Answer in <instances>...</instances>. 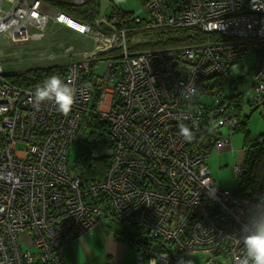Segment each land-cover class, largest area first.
Wrapping results in <instances>:
<instances>
[{
    "label": "built area",
    "instance_id": "2783aa9c",
    "mask_svg": "<svg viewBox=\"0 0 264 264\" xmlns=\"http://www.w3.org/2000/svg\"><path fill=\"white\" fill-rule=\"evenodd\" d=\"M70 1L81 6L87 0ZM144 11V18L129 19L141 30L187 28L204 38L131 55L132 29L123 19L104 17L93 28L43 0H0V44L41 41L49 24L92 44L77 53L79 59L70 58L61 77L75 89L68 114L51 100L37 107L35 90L9 82L0 58V264H67V246L97 223L124 220H135L167 247L140 240L131 264H149L151 258L171 264L172 256L177 264L188 254H207L205 264H220L219 257L237 264L245 226L264 221V158L253 165L248 191L219 188L207 160L212 150L230 144L220 129L233 132L238 118L226 95L211 106L199 99L219 92L227 65L255 52L252 83L242 100L264 110V0H149ZM193 80L197 95L185 99L181 92ZM89 112L109 125V164L102 179L84 185L70 172L68 152ZM207 119L215 122L211 151H193L179 126L196 135ZM233 171L239 180L244 169L234 165Z\"/></svg>",
    "mask_w": 264,
    "mask_h": 264
},
{
    "label": "rangeland",
    "instance_id": "374dc122",
    "mask_svg": "<svg viewBox=\"0 0 264 264\" xmlns=\"http://www.w3.org/2000/svg\"><path fill=\"white\" fill-rule=\"evenodd\" d=\"M145 1L146 0H99L100 14L96 22L104 18L108 13L110 3L119 6L123 11L132 12L138 14L140 18H144ZM54 29L56 28H47L46 36L41 41H17L11 44L6 41L2 42L0 44V58L6 76H13L11 73L18 74L38 69L46 70L45 68H49L48 65H57L56 67L61 66L66 69L70 58L79 59L80 57V55L77 56L73 54L89 51L91 49L92 44L88 39L84 38L83 40H80L74 37L65 38L60 34L55 35V31H53ZM169 30L177 31L179 29L168 28L146 31L152 33L154 31L162 32ZM143 31L145 30L140 32ZM150 33L148 36L139 33L132 35L130 39L127 38V44L131 55L153 50L141 48L146 43H154L155 40L152 38L154 35ZM161 41H165L164 38H162ZM38 50H41L42 52L35 53V51ZM64 51H68V53H62ZM254 63L255 55L254 53H250L231 67L234 77L242 79L237 85L236 92H239L242 95L245 94L244 96H247L251 86V76L253 74L252 68ZM102 66L103 64L100 62L99 72ZM10 70L12 71L10 72ZM227 80L220 86L218 93L215 88L211 93L200 95L199 99L201 104L211 106L214 104L218 95L219 99H222L224 95H228L229 83ZM246 101L247 98L245 97L243 99L245 108L242 115H249L246 120L245 130L249 131V136L253 139L257 137V135L264 133V112L260 111L259 108H256L255 106L247 104ZM238 113L240 114V111H238ZM221 131L223 137L228 134L225 128H222ZM244 135L245 131H236L232 135L229 145H225L218 150H212L210 153V157L207 160V166L211 178L219 188L231 190L234 185L238 184L237 177L234 175L233 167L234 165H237L238 167L243 165L244 157L242 145ZM15 149L22 150V145L17 144ZM75 150L76 147L74 145L70 146L69 152H75ZM106 222H104V224ZM104 224L101 222L97 223L96 226L82 238L84 239L87 235H90L89 238L86 237L84 239L83 244L79 245L77 248L78 252L76 250H71L72 257H74L72 260L77 261L78 264H131L136 259L137 255L134 249L128 247L126 243L121 240L123 238L121 233L126 231L131 235L134 234V229L127 222L124 223V225H119L114 222L108 223L109 225ZM92 234L93 236H91ZM109 240H112L116 245L110 243ZM110 248H115L117 254H112ZM23 250H29L30 252L34 251V249H29L27 246H24ZM207 257L208 255L205 254L200 257L192 258L191 264H205ZM67 261L71 263V260L68 258ZM218 261L220 264H231L220 257L218 258Z\"/></svg>",
    "mask_w": 264,
    "mask_h": 264
},
{
    "label": "trees",
    "instance_id": "16d2710c",
    "mask_svg": "<svg viewBox=\"0 0 264 264\" xmlns=\"http://www.w3.org/2000/svg\"><path fill=\"white\" fill-rule=\"evenodd\" d=\"M45 3L49 4L53 9L62 12L74 20L87 24L93 28H96V20L100 14V4L99 0H87L81 6L72 5L70 0H43ZM149 0L144 2L145 4ZM143 6V7H144ZM134 13L126 12L121 10V8L113 3H110V7L108 9V13L105 15L106 19L109 22H112L113 19L119 18L123 19V22L126 24H122L118 22L116 24L117 28H120L122 25L132 29V31L128 34V38L134 34L143 33L144 36L149 35V31H142L141 24L136 23L134 21H129L130 17H132ZM179 30H169V31H154L150 34L154 35L152 38L154 43H146L141 47L142 49H153V50H162L171 47H185L192 46L196 44H200L201 39H203V34L199 31H193L187 28H178ZM164 38L165 41H161ZM255 55V63L253 65L252 71L254 72L256 66V58L258 56L257 53ZM248 54L240 57L236 63H238L242 58L246 57ZM236 63H230L227 65L226 69L228 71V76L225 77L224 81L228 78L229 83V94L226 95V98L223 99L224 102H229L228 107L233 108L236 112V116L238 118V126L233 130V132L227 131L226 135L229 137V141L231 140L232 135L239 130L245 131L242 151H243V175L239 180H237L238 184L234 185L233 189L239 192L248 191L247 187L253 181L252 168L254 163L258 162V157L264 158V133L257 135V137L251 139L249 136V131L245 130L246 128V120L249 115H242L245 105L243 103L242 97L243 95L239 92H236L237 85L241 78H235L233 72L231 71L232 65ZM53 66V67H52ZM49 68H45L46 70H32L28 72L11 74L13 76H6L7 80L13 83L16 87L24 90H36V88L43 85V82L51 75L58 74L60 77L63 76L65 67H56V65H52ZM12 70H10L11 72ZM223 81V83H224ZM252 83V76H251ZM223 87V86H222ZM97 96V95H96ZM247 104L254 106L247 98ZM96 105V100L93 99L91 104V109H94ZM256 107V106H255ZM257 108V107H256ZM259 108V107H258ZM260 111H262L259 108ZM240 111V114L238 113ZM264 112V110L262 111ZM243 118H242V116ZM215 122L212 119H207L203 122L201 131L194 135V139L191 142L193 151H204L210 152L214 143V134L216 133ZM225 128V127H222ZM221 128V129H222ZM220 129V134L222 135V131ZM109 132V125L106 121L101 120L99 116L95 113H87L82 117V126L80 128L78 134V141L74 144L76 147L75 152H68V165L70 168L71 174L80 178L84 185L99 181L103 178L105 171L109 164V154L106 153V144H107V136ZM230 132V134H229ZM112 221H107L105 224H108ZM128 223L133 229L134 234L129 235L126 231L122 232V241L126 243V245L132 249H134V245L138 241L146 242V239L150 241H154L158 243L159 248H163L164 244L160 240H154L147 236V232L141 228L135 220H124V221H114V223L119 225H124V223ZM109 225V224H108ZM107 225V226H108ZM111 230V228H110ZM139 235V237H138ZM166 249L167 247L164 246ZM171 264H175V261H178L175 257H171ZM184 260V261H183ZM182 263L177 264H190V259H183Z\"/></svg>",
    "mask_w": 264,
    "mask_h": 264
},
{
    "label": "clouds",
    "instance_id": "9594fccd",
    "mask_svg": "<svg viewBox=\"0 0 264 264\" xmlns=\"http://www.w3.org/2000/svg\"><path fill=\"white\" fill-rule=\"evenodd\" d=\"M39 23L43 26V19ZM181 94L189 100L197 95L195 81L188 82ZM49 100L55 104L61 113L68 114L75 103V89L58 74H53L34 92V103L37 107ZM179 128L180 135L185 141L191 142L194 139V134L187 125L181 124ZM245 227H247V231L243 237L244 255L237 258V264H264V221L257 220L250 227ZM149 264H157V260L151 258Z\"/></svg>",
    "mask_w": 264,
    "mask_h": 264
},
{
    "label": "crops",
    "instance_id": "0c3cea01",
    "mask_svg": "<svg viewBox=\"0 0 264 264\" xmlns=\"http://www.w3.org/2000/svg\"><path fill=\"white\" fill-rule=\"evenodd\" d=\"M52 27H55L56 29H54L53 31H55V35H61V36H63V37H65V38H70V37H74V38H78V39H80V40H83L84 39V37H82V36H79V35H75V34H73L70 30H67L66 28H64V27H62V26H60V25H57V24H49V26L47 27V28H52ZM46 31H47V29H46ZM45 36H46V32H45ZM41 53L42 51L41 50H38V51H35V53ZM63 53V52H62ZM77 56H78V54H77ZM50 66H52V65H48V67H50ZM57 66V65H56ZM46 67V66H45ZM27 69V68H26ZM89 236L90 235H87L86 237H88L89 238ZM91 236H93V234L91 235ZM85 237V238H86ZM84 238V239H85ZM84 239H82L81 241H80V243H78V242H74V243H71L69 246H67L66 248H65V252H64V256H65V258H66V260H67V258L68 259H70L71 260V263H69L68 261H67V264H78L77 263V261H75V260H72V258H74V257H72V251H74V250H76L77 251V248L79 247V245L80 244H83V241H84ZM110 241V243H112V244H114V245H116V243H114V242H112V240H109ZM72 250V251H71ZM112 250V251H111ZM108 251H109V248H108ZM110 251H111V253L112 254H117V250L115 249V248H113V249H111L110 248ZM78 252V251H77ZM195 257H200L199 255H196V256H193V255H190V254H188V255H186V259L188 258V259H190V264H191V259L192 258H195Z\"/></svg>",
    "mask_w": 264,
    "mask_h": 264
},
{
    "label": "water",
    "instance_id": "95a60500",
    "mask_svg": "<svg viewBox=\"0 0 264 264\" xmlns=\"http://www.w3.org/2000/svg\"><path fill=\"white\" fill-rule=\"evenodd\" d=\"M11 74H15V73H11Z\"/></svg>",
    "mask_w": 264,
    "mask_h": 264
}]
</instances>
